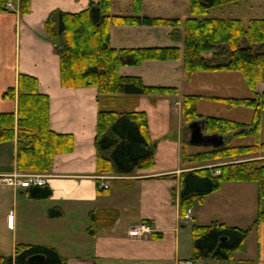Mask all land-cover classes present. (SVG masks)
Segmentation results:
<instances>
[{
	"label": "crops",
	"instance_id": "0c3cea01",
	"mask_svg": "<svg viewBox=\"0 0 264 264\" xmlns=\"http://www.w3.org/2000/svg\"><path fill=\"white\" fill-rule=\"evenodd\" d=\"M114 1L111 15L131 14V1L119 0V7ZM163 1L142 0L141 13L182 21L188 16V1L186 7L185 0L182 1L184 11L178 10L181 8L178 0ZM89 2L97 0H30L28 14L20 15L16 2L11 3L12 9L0 11V114L13 112L16 117V100L3 99L2 95L9 88L16 89L19 74L29 75L36 78L38 91L49 98L50 130L70 134L73 138V150L55 155L51 169L40 173L47 177L41 187L49 189V197L34 199L35 186L0 188V255L13 257L15 246L24 244L53 247L65 258L64 264H177L179 260L189 259L193 249L191 230L186 232L189 222L181 219L187 211L181 213V174L212 167H195L182 162L183 156L200 153L187 149L195 145L189 144L184 130L189 123L184 124L180 114L181 96L190 93H180L177 88L175 80L180 74L174 62L178 60L147 61L138 66L121 67L119 72L123 76L139 77L147 86L175 87L178 93L176 96H124L117 100L114 110L145 113L148 136L154 146L153 165L124 178L98 174L94 145L99 110L97 90L61 87L59 57L44 32V22L52 11L76 13L87 8ZM157 12L161 16L151 15ZM164 29L161 32L157 27L111 26L110 45L116 49L181 48V41L168 38L170 28ZM219 72L201 75H211L214 79L213 75ZM184 75L185 85L190 83L193 74ZM261 86L256 85L259 93L264 91ZM185 87L200 88L191 84ZM213 88L224 90L225 95L212 97L240 98L231 95L235 86H205L207 91ZM198 95L200 99L204 97ZM201 116L211 115L203 113ZM201 121L203 134H207ZM262 130L260 124L259 133ZM16 153L15 138L0 144V173L18 172ZM110 181L115 187L112 188ZM103 183L107 184L106 189L101 188ZM194 202L188 207L191 224L216 222L248 229L243 249L234 251L231 260L217 259L221 261L217 264H264V218L258 225L254 224L258 213L255 182H223L217 190L205 195L202 202ZM53 207L59 208L62 216L49 217L48 210ZM140 223L147 224L151 233L145 238L131 237L129 229Z\"/></svg>",
	"mask_w": 264,
	"mask_h": 264
},
{
	"label": "trees",
	"instance_id": "16d2710c",
	"mask_svg": "<svg viewBox=\"0 0 264 264\" xmlns=\"http://www.w3.org/2000/svg\"><path fill=\"white\" fill-rule=\"evenodd\" d=\"M30 0H0V11L7 3L17 4L20 15L30 11ZM188 16L179 18L143 15L142 0H131V14H110L112 0L89 2L76 12L52 11L44 22L45 37L59 57L60 85L63 88L94 87L99 110L94 145L96 170L101 175H131L153 165V142L148 136L147 118L140 111H117L120 97L172 95L175 87L147 86L142 79L123 76L119 69L138 66L147 61H177L187 75L197 72L235 71L243 77L252 92L251 98L209 97L227 107L244 105L254 110L251 123L215 116H204L197 110L199 95H182L181 119L184 124L203 120L207 134L228 139L233 135H253V143L232 147L220 146L183 156V163L208 166L181 174V213L194 201L217 190L223 182H255L257 185L258 225L264 218V141L259 139L264 91H256L264 68V19H250L246 27L238 18H219L208 12L241 0H187ZM111 26H145L170 28L168 38L182 42V47H143L116 49L110 45ZM3 99L16 100L17 112L0 114V144L15 138L16 169L20 173H46L55 155L70 153V134L55 133L49 128V98L38 91L36 78L19 74L17 87L7 89ZM216 163H221L215 165ZM228 163V164H224ZM47 187L33 189L34 199H46ZM62 211L53 207L48 216L58 218ZM184 213L182 214V216ZM191 223V220L189 221ZM193 262L207 263L209 258L231 260L233 252L243 249L248 229L226 227L221 223L191 224ZM34 255L40 262H30ZM65 258L49 246L17 244L13 257L0 255V264H64Z\"/></svg>",
	"mask_w": 264,
	"mask_h": 264
},
{
	"label": "rangeland",
	"instance_id": "374dc122",
	"mask_svg": "<svg viewBox=\"0 0 264 264\" xmlns=\"http://www.w3.org/2000/svg\"><path fill=\"white\" fill-rule=\"evenodd\" d=\"M160 1L164 2L163 0H160ZM182 1L183 0H178V4L181 7L180 9H178L179 11H184L183 7L185 4ZM114 2H115L116 7L120 6L119 0H115ZM185 3H186L185 5L186 7L187 0H185ZM151 15L161 16L160 14H158V12L151 14ZM211 15H216L219 17H227V18H239L242 20L243 27H246L249 19H253V18H263L264 19V0H244V1H239L236 4H230V5L217 7L208 12V16L211 17ZM164 28L165 27H157V29H159L161 32L165 30ZM174 63L176 64L175 66L179 67L178 72L180 76L178 77V80H175V81L177 83V88L179 87L180 93H190L193 95L200 94L204 96L202 99L199 100L197 104V110L199 113L201 114L209 113V115L211 116L223 117L224 119L239 121V122L248 123V124L252 122L253 116H254V110L252 108L246 107L244 105L233 107V108L227 107L224 103L212 101L209 98L215 95L216 96L225 95L224 90L214 89V88L208 91L205 90V86H207V84L212 85V86L228 84L229 87H233V86L236 87L235 91L232 90L233 93H231V95H237V97H240V98H251L253 96L252 92L246 85L245 81L243 80V77L241 76L239 72L221 71L217 73V75H213L214 79L211 77V75H201V74H204V72H197L196 74H193L192 77L190 78V83H187L184 85L183 83L185 82L186 79H183V76H185L184 74L186 73H184L181 70L182 58H180L177 62H174ZM189 84L198 86L200 88H198L197 90H189V89H186V87L183 88L184 86H187ZM261 85L264 86V68L262 69V78L258 82V87H262ZM179 104H180L179 108H180V114H181V102H179ZM196 122L200 123L202 121L198 120ZM260 124H262L263 130L262 132L259 133V139L261 141H264V111L262 112V115H261ZM184 130L188 134V128L184 127ZM253 138H254L253 135H250V134L233 135L231 137H228V139H225V140L222 137L223 141H222L221 146L224 145L225 147H232V146H239V145H250L253 143ZM187 149L189 151L193 150L194 152H203L207 149H210V147L187 146ZM218 164H221V163H216L215 165H218ZM224 164H228V163H224ZM111 177L115 179L124 178L125 175H116V176H111ZM0 183H2V181H0ZM4 183H8L7 179L4 180ZM111 185H112V188L115 187V183L113 181L111 182ZM0 188L3 189L7 187H1L0 185ZM194 205L196 206L197 203L194 202ZM191 223L187 224L188 226L186 227L187 228L186 232L187 230L188 232H190L189 225H191ZM139 233H140L139 235H132V233H129V235L135 238H145V237H148V235L150 234V233L148 234L147 231H143ZM6 245L7 243L4 240L3 247L6 248ZM206 262H209L210 264H217L218 262H221V261L217 260L216 258H209L208 260H206Z\"/></svg>",
	"mask_w": 264,
	"mask_h": 264
},
{
	"label": "built area",
	"instance_id": "2783aa9c",
	"mask_svg": "<svg viewBox=\"0 0 264 264\" xmlns=\"http://www.w3.org/2000/svg\"><path fill=\"white\" fill-rule=\"evenodd\" d=\"M7 9H12L11 3L6 4ZM104 177H102L103 179ZM7 179L8 183H4V180ZM106 179V178H104ZM47 177L40 173H20V172H12V173H0V183L1 187L7 188H29L32 186L41 187L46 184ZM3 185V186H2ZM107 184H101V188L106 189ZM183 222L188 223L191 220L190 217V209H187L186 213L181 218ZM147 231L148 234L151 233V228L145 224L140 223L136 226H133L129 229V233L132 235H139V232ZM177 264H205L202 262H193L190 259L179 260Z\"/></svg>",
	"mask_w": 264,
	"mask_h": 264
},
{
	"label": "water",
	"instance_id": "95a60500",
	"mask_svg": "<svg viewBox=\"0 0 264 264\" xmlns=\"http://www.w3.org/2000/svg\"><path fill=\"white\" fill-rule=\"evenodd\" d=\"M188 137L189 144L195 146H212L217 147L222 145V137L216 134L208 135L203 134L201 124L193 121L188 125ZM43 260V256L34 255L28 258L30 262H40Z\"/></svg>",
	"mask_w": 264,
	"mask_h": 264
}]
</instances>
